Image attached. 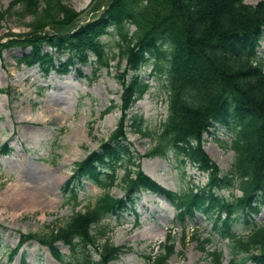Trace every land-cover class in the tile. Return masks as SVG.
<instances>
[{
  "label": "trees",
  "instance_id": "16d2710c",
  "mask_svg": "<svg viewBox=\"0 0 264 264\" xmlns=\"http://www.w3.org/2000/svg\"><path fill=\"white\" fill-rule=\"evenodd\" d=\"M16 6L22 16L32 17L30 31L0 43V56L11 49H29L15 59L16 66H37L43 75H64L77 64L85 66L93 55L96 73L107 66L101 39L111 31L116 36L117 56L124 61L122 74H130L121 82L122 114L146 92V83L136 73L153 60V71L164 72L167 117L152 138L141 127V119L132 118L127 127L121 118L97 150L74 164L63 185L64 202L73 208L79 205L78 189H83L84 182L92 183L102 194L84 211L73 212L62 226L20 235L9 252V263L25 244L36 242L59 263L65 259L58 248L62 244L71 254L82 250L75 264H110L124 247L107 240L99 244L105 236L99 224L132 207L136 195L147 192L170 204L181 231L196 214L209 221L214 234L228 241L229 264H264V54L261 58L256 55L264 31V0L255 5L242 0H97L92 10L101 11L80 25V13L67 9L62 0H13L9 10H0V24ZM127 27L133 31L129 33ZM77 73L83 77L80 70ZM126 127L153 141L145 154L131 149ZM215 127L231 134L228 148L233 162L225 174L202 146L203 136ZM9 152L7 145L0 148L3 155ZM168 153L178 163H189L206 174V183L175 193L140 169L141 159L166 158ZM116 186L121 197L110 194ZM223 190L229 195L236 190L240 195L226 199L219 195ZM261 207L262 223L244 236L230 232L233 219L257 215ZM195 232L193 228L190 241L196 240ZM170 233L157 245V252L144 257L145 264H167L174 253ZM184 238L182 233V245ZM212 242L209 235L198 243V249L210 264H221V252L206 248ZM91 247L97 249L98 261L92 260Z\"/></svg>",
  "mask_w": 264,
  "mask_h": 264
},
{
  "label": "rangeland",
  "instance_id": "374dc122",
  "mask_svg": "<svg viewBox=\"0 0 264 264\" xmlns=\"http://www.w3.org/2000/svg\"><path fill=\"white\" fill-rule=\"evenodd\" d=\"M12 1L0 0V10H9ZM62 1L67 9L80 13L79 25L101 11V8L92 10L97 0ZM259 1L242 0L247 5ZM31 22L32 17L22 16L19 7H13L0 24V43L29 33ZM127 29L129 33L133 31V27ZM101 40L106 46L107 66L96 73L97 62L93 55L85 66L77 64L64 75L55 72L43 75L37 66H16L15 59L29 49H11L0 56V148L7 145L10 150L7 155L0 153V264H75L82 250L71 254L62 244H58V248L65 256L63 263L57 262L47 248L36 242L25 244L10 263L9 252L18 244L20 235L46 233L50 227L62 226L73 212L84 211L102 194L92 183L84 182L83 189H78L79 205L73 208L64 202L63 185L72 175L74 164L97 150L121 118L127 127L132 118L141 119V127L152 138L167 117L164 72L153 71V60L136 73L139 80L146 83V92L122 114L121 82L130 74L125 77L122 74L125 65L117 56L115 34L110 31V35ZM263 54L264 31L256 49L257 58ZM59 58L65 60L66 56ZM160 66L164 70L161 61ZM105 111L108 113L102 115ZM127 127L126 137L131 149L136 154H145L153 141L133 134ZM230 138V132L222 127L210 129V134L203 136L205 154L223 174L230 170L233 162V152L228 148ZM140 169L160 186L175 193L200 188L207 180L206 174L189 163H178L169 153L166 158L141 159ZM231 193L223 190L219 195L226 199L240 195L236 190ZM110 194L121 197L122 191L116 186ZM173 217V209L163 198L139 193L132 207L102 220L99 228L105 236L98 243L107 240L113 246L124 247L110 264H145L144 257L157 252V245L164 242L165 234L170 231L174 253L167 264H210L198 249V243L211 235L213 242L206 248H217L221 252V264H229L228 241L214 234L209 221L196 214L181 231ZM262 222L261 207L257 215L233 219L230 232L244 236ZM193 228L196 240L190 241ZM182 233L185 236L183 245ZM88 250L92 260L98 261L97 249Z\"/></svg>",
  "mask_w": 264,
  "mask_h": 264
}]
</instances>
